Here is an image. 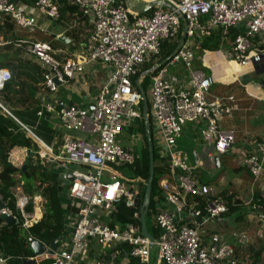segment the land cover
<instances>
[{
  "label": "built area",
  "instance_id": "2783aa9c",
  "mask_svg": "<svg viewBox=\"0 0 264 264\" xmlns=\"http://www.w3.org/2000/svg\"><path fill=\"white\" fill-rule=\"evenodd\" d=\"M146 1L153 4L152 8L138 15L123 0H35L30 5L32 12L14 0H0V15L7 16L27 34L38 29L37 14L57 21L61 8L67 4L77 7L91 25L85 51L75 57L57 58L49 41H24L25 52L43 71V87L48 92H56L58 85L70 81L89 65L103 63L109 68L97 94L86 106H58L44 101L36 112L37 117H54L67 131L84 132L90 137L88 140L64 138L57 152L38 141L36 157L41 163H56L64 171L71 165L68 196L77 209L68 244L52 252H47L46 245L44 258L50 260L49 264H115L119 248L126 245L129 249L125 256L132 259V264H247L236 256L234 247L221 234L211 232L204 237L205 227L228 213V206L201 181L196 166L176 144L184 127L194 124L200 140L212 152L224 154L232 148L235 131L224 130L220 124L237 108L235 98L210 97L214 79L195 66L194 50L218 30L220 44L210 53L234 64L232 77L247 67L259 68L264 73V0ZM77 18L69 29L77 24ZM231 29L237 30L232 40ZM181 30H185L182 46L167 63L159 66L162 43H175ZM150 61L155 67L147 92L150 118L163 160L159 165L166 169L159 181L164 205L150 217L157 229L156 238L152 237L153 247L135 222L139 213H134V221L126 227L109 225L121 199L128 206L136 200L135 189H129L131 180L121 175L118 168L132 165L137 155L119 144V136L142 115L139 107L142 95L132 80ZM179 68L187 75L183 83L179 81ZM10 80V69L0 66V90ZM0 109L10 115L1 103ZM205 155V163L214 165L212 153ZM238 165L251 176L245 204L252 211H261L254 196L259 186L264 189V136L249 143ZM13 194L21 228L28 232L40 218L35 210H26L28 196L19 188ZM196 198L205 199L201 206ZM2 204L0 216L13 217L6 203ZM231 236L239 245H245V232H234ZM91 243L103 255L82 261L80 255ZM10 259L0 254V264Z\"/></svg>",
  "mask_w": 264,
  "mask_h": 264
},
{
  "label": "crops",
  "instance_id": "0c3cea01",
  "mask_svg": "<svg viewBox=\"0 0 264 264\" xmlns=\"http://www.w3.org/2000/svg\"><path fill=\"white\" fill-rule=\"evenodd\" d=\"M14 2L25 8L29 7L30 12H32L30 4L25 3L26 0H14ZM5 18L6 17L0 15V24ZM74 19L70 11L63 6L60 10V19L57 21L49 20L37 14L38 29L34 34H27L14 25L21 39L14 41L12 44H9L8 41H4L0 32V64L6 62H9L11 65L22 63L23 69L26 71H28L30 65L31 67L32 65L33 67H37V71L32 72L30 76L27 74L21 75L20 81L24 83L20 86V92L14 95L11 102L3 103L0 101L4 109L10 113V115H8L0 109V115L6 114L14 119L19 124L20 131L31 139V148L15 147L9 153V161L22 171L27 169L29 158H36L40 143L51 148L54 152H57L64 138L80 140H88L90 138L89 135L84 132L65 130L60 123L50 115L37 117L34 114L41 109L44 101L53 102L58 106H86L97 94L106 78L109 68L103 63L89 65L83 72L77 73L70 81L58 85L56 92L50 93L43 87L42 69L34 62V59L25 52L24 41L40 40L49 41L56 52V57L59 59L83 54L91 25L88 23L87 19L77 18V24L69 29ZM60 34L62 35L58 38L57 36ZM61 38H63V40H61ZM5 45H10V48L7 49ZM198 49L201 52L195 55V66L202 69L207 75L212 76L214 79V84L210 89V97L232 95L235 98L237 108L233 110L229 118H225L220 124L221 128L224 130L234 129L235 143L227 153L217 155L204 146L198 136L196 125L188 124L184 127L182 137L176 144L177 149L189 158L191 164L196 166V173L201 178V181L215 193L218 195L221 193H232L235 197L246 200V197H249L248 191L251 186V176L246 169L238 165V161L244 156L252 140L264 136V84L263 76H260L263 71L259 68L247 67L238 76L230 77L225 73V68H223L226 66H223L218 59L215 58L213 62L202 57L203 54L210 53V51L201 50V48ZM28 63H30L29 66ZM254 73L257 77L253 80L250 76ZM178 75L181 83L186 81L187 75L183 69L178 71ZM149 85L150 81H148V89ZM11 111L22 112V116L26 122L21 123L11 114ZM23 126L29 129L33 136L26 132ZM124 130H126L127 135H130L129 131H127V127H125L123 131ZM35 133H38V136ZM38 141L40 143H38ZM134 146L135 144L132 146L125 145L123 147L131 149V147ZM207 152H211L214 159L215 157L218 158L217 163L215 162L214 165L205 163V154ZM24 165L25 167L23 168ZM44 165H47L51 171H56L59 174V183L63 186L60 200L64 208L66 224L65 231L61 236L62 240L59 241L57 246V248H62L69 242L72 225L76 218V212L72 211V209L75 208L74 202L68 196V185L63 184V177H61L63 174L69 173L71 165L66 171L60 170L56 163ZM14 178L18 180V183L12 190L15 191L16 188H19L23 193L21 188L23 183L21 175L16 173ZM62 192H64L65 195H63ZM255 193L264 197V189L260 186ZM32 201L33 210H35L37 216L41 218L44 200L40 196H34ZM1 203L0 200V207ZM189 203L192 205V202ZM162 205H164L163 201L161 202V207H163ZM234 213L236 214L233 220L230 218L231 213H226L211 225L205 227L204 237H207L211 232L221 234L234 247L236 256L242 259L244 256L261 250L264 246V213L261 211H252L245 203ZM241 231L245 232L247 235L246 243L242 246L231 236L232 233ZM263 251L264 250H262V252ZM102 255L103 253L98 246L95 243H91L80 255V259L85 261L101 257ZM43 259H45L44 255H41L36 258V262ZM132 263V259L126 256L118 257L115 261V264Z\"/></svg>",
  "mask_w": 264,
  "mask_h": 264
},
{
  "label": "trees",
  "instance_id": "16d2710c",
  "mask_svg": "<svg viewBox=\"0 0 264 264\" xmlns=\"http://www.w3.org/2000/svg\"><path fill=\"white\" fill-rule=\"evenodd\" d=\"M35 0H26L25 3L32 4ZM72 14L74 18H82L78 8L71 5H65ZM0 32L3 36L4 41H8L12 44L14 41L21 39L16 32L13 22H11L8 17L3 20L0 24ZM237 33L236 29H231L229 32V39L232 40ZM179 38V35H178ZM178 40V39H177ZM177 42V41H176ZM220 44V37L218 30H215L210 37L205 38L200 43L201 50L214 51ZM172 44L164 42L161 45V54L159 61H162L167 57L174 48L170 46ZM8 49L10 45H5ZM171 47V48H170ZM30 63H28L29 66ZM0 66H6L10 68L11 80L5 84L2 90H0V101L11 102L16 93L20 92V86L24 83L20 81V77L23 74H30L37 71V67H28V71L23 69V64L19 63L16 65H11L9 62L1 63ZM153 66V62L145 63L137 75L133 78V86L137 87L136 80L139 78V85L143 88L146 93V87L143 83V77L150 76V69ZM146 73V74H145ZM148 85V82L146 81ZM138 88V87H137ZM140 110L142 109V101L140 102ZM1 111V110H0ZM11 114L17 118L21 123H25V119L22 116V112L11 111ZM142 114V112H141ZM36 115V113L34 114ZM147 118L150 122V132L153 136V124L150 118L149 104L147 105ZM127 131L130 133L141 132L143 136L142 145L139 147H132L130 150L137 155L135 162L132 165H126V169L129 171V178L132 181H140L138 189L136 190L132 185L130 190L135 189L137 204L128 206L125 199H121L119 203L116 204L114 218L109 225L113 227L115 224L119 225L121 228L126 227L132 221H134V213H139V206L142 203L145 185L149 175L148 168V145L145 137L144 129V119L143 116L139 119L134 120V125L127 127ZM38 136V133H35ZM154 146V177L152 181L151 194H150V204L148 212L145 216L146 228L149 235L156 238L157 229L154 228L152 223L148 222L151 215L159 210L161 205L162 193L159 188V181L164 175L166 169L160 166L162 157L157 150L155 144ZM15 147H28L31 148V139L26 137L22 131H20L19 124L9 117L8 115H0V198L2 203L11 209L13 217H3L0 216V253L9 256L11 259L7 261L6 264H23L25 259L33 258L34 254L29 247V239L38 240L46 245H49L53 240L61 237L65 231V214L64 208L60 200V194L63 186L59 183V174L56 171H51L47 165L38 160L29 158L28 167L25 171L17 168L9 161V153ZM19 173L22 180V191L30 198L29 204L26 207L28 212L33 211V201L34 196H40L43 200V213L41 218L32 224L25 232L21 228L19 214L14 206V194L13 188L17 185L18 180L14 178V175ZM123 181V180H122ZM20 182V181H19ZM124 182V181H123ZM131 183H128L130 185ZM220 196L225 200L228 206V213L237 212L240 206L246 202L239 197H235L234 194H224L221 193ZM200 206L204 202V198H196ZM254 200L260 205L262 213H264V197L255 194ZM192 202V199H189ZM73 212L77 209L73 208ZM137 224H140L139 218L135 219ZM129 249L128 246L123 245V248H119V257L125 256V253ZM247 264H264V255H262V249L253 252L248 256L242 257ZM49 259H43L36 262L35 264H49Z\"/></svg>",
  "mask_w": 264,
  "mask_h": 264
},
{
  "label": "water",
  "instance_id": "95a60500",
  "mask_svg": "<svg viewBox=\"0 0 264 264\" xmlns=\"http://www.w3.org/2000/svg\"><path fill=\"white\" fill-rule=\"evenodd\" d=\"M125 6L132 12L138 15L146 14L148 11L152 8L153 4L147 2L146 0H123ZM158 5L166 6V3H156ZM185 38V30L182 32V36L179 39L178 44L176 47L173 49V51L165 57L160 63L159 66H162L163 64L167 63L172 56L180 49V47L183 44ZM63 40V38H61ZM155 67H152L150 69V72L154 71ZM146 74V73H145ZM137 87L139 92L142 95V116L144 119V129H145V137H146V142L148 145V168H149V175L148 179L145 185L144 189V195L142 199V203L139 206V222H140V227H141V233L142 235L146 236L150 241L151 245L150 247H153V239L147 232L146 228V221H145V216L146 213L148 212L149 204H150V194H151V187H152V181L154 177V146H153V141H152V136L150 132V122L149 119L147 118V105H148V100L146 97V93L143 90V88L138 84L139 80L136 81ZM214 161L217 163L218 158L215 157ZM25 165L23 166V168ZM22 168V169H23ZM61 177H63V184L64 185H69L70 181L72 180V175L71 173H66L63 174ZM137 204V199L135 200L134 205ZM1 206L3 204L1 203ZM62 240V237H59L55 240H53L49 245H48V251L44 243L35 240V239H29V247L33 251L34 257L35 258H29L25 259L23 261V264H35L36 263V258L44 255V253L47 252H52L53 250L57 249L59 241ZM154 264V263H151Z\"/></svg>",
  "mask_w": 264,
  "mask_h": 264
},
{
  "label": "rangeland",
  "instance_id": "374dc122",
  "mask_svg": "<svg viewBox=\"0 0 264 264\" xmlns=\"http://www.w3.org/2000/svg\"><path fill=\"white\" fill-rule=\"evenodd\" d=\"M184 25H183V23H182V26H181V29L183 30V27ZM182 30H181V33L179 34V38H178V40H177V42H175V43H173L172 45H170V46H172V48H175L176 47V45L178 44V42H179V39L181 38V36H182ZM18 34V33H17ZM19 35V34H18ZM19 37H20V35H19ZM171 48V47H170ZM194 52H195V55H196V53H200L201 51L199 50V49H197V48H195V50H194ZM217 56L218 55H213V54H209V53H205V55L203 54L202 55V57L204 58H206L208 61H213L215 58L217 59ZM215 61V60H214ZM213 61V62H214ZM179 70H182L181 68H179ZM264 75V73H261L260 74V76H263ZM241 77V76H240ZM253 80L254 79H256V74L254 73L253 75H251L250 76ZM143 83H144V86L146 87V97H147V100H148V103H149V96H148V94H147V91H148V86H147V84H146V81L148 82V81H150V76L148 75V76H145L144 75V77H143ZM130 125H134V121H132L131 122V124ZM153 129H154V132H153V136H154V140H153V144H155V146L157 147V150H158V145H157V143H156V134H157V132H156V129H155V126H154V124H153ZM36 132V131H35ZM130 133V132H129ZM131 136V137H130ZM142 142H143V136H142V133L141 132H135V133H130V135H127V132H126V130H124L123 132H122V134L119 136V144L121 145V146H125V145H129V146H132V145H136V147H139V146H141L142 145ZM132 148V147H131ZM158 152H159V150H158ZM118 170H119V172L121 173V175H123V176H125L126 178H129V171L126 169V167H120V168H118ZM213 171V170H212ZM205 173V172H204ZM206 175V174H205ZM205 175H204V177H205ZM106 176V173L104 174V177ZM139 183H140V181H138V180H136V181H134V182H132L130 185H132L136 190L138 189V186H139ZM63 193V195H65V193L64 192H62ZM246 199H248L247 197H246ZM235 214L236 213H231L230 214V218H231V220H233V218H234V216H235ZM148 222L149 223H151V219H149L148 218ZM212 224V223H211ZM211 224H209V225H211ZM262 250H264V246L261 248ZM262 255H264V251L262 252Z\"/></svg>",
  "mask_w": 264,
  "mask_h": 264
},
{
  "label": "bare ground",
  "instance_id": "6f19581e",
  "mask_svg": "<svg viewBox=\"0 0 264 264\" xmlns=\"http://www.w3.org/2000/svg\"><path fill=\"white\" fill-rule=\"evenodd\" d=\"M209 54L216 55L215 53H209ZM217 59H218V61H220L222 63L223 66H226V67H223V68H225V73L227 75H229L230 77H232L231 73H233V70H234V67H235L234 64L233 63H229V62L228 63L224 62L219 56H217Z\"/></svg>",
  "mask_w": 264,
  "mask_h": 264
}]
</instances>
